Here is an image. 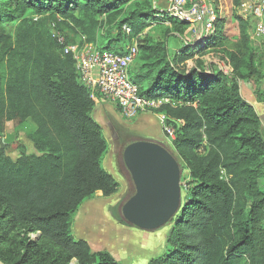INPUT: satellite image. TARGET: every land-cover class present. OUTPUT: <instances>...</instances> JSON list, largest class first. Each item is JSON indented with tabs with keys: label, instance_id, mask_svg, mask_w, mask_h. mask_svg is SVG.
Masks as SVG:
<instances>
[{
	"label": "trees",
	"instance_id": "trees-1",
	"mask_svg": "<svg viewBox=\"0 0 264 264\" xmlns=\"http://www.w3.org/2000/svg\"><path fill=\"white\" fill-rule=\"evenodd\" d=\"M222 1L212 0L217 27L209 38L172 57L166 40L145 33L130 71L142 94L164 99L155 111L175 125L173 145L193 184L170 221L167 252L149 264H264L262 117L237 75L230 80L221 70L206 72L199 56L195 65L187 63L223 46L237 74L253 67L249 22L237 13L241 0H225L224 11ZM156 13L151 0H0V59L7 64L5 84L0 80V135L5 121L30 118L37 127L29 139L39 151L23 150L13 159L0 147V232L25 228L22 250L0 247L5 264H120L72 231L85 200L98 191L111 196L120 184L104 166L109 143L92 116L95 98L51 25L70 43L119 53L153 21H169L176 32L191 25ZM233 19L239 33L231 38L226 30ZM9 23L13 34L3 30ZM122 40L124 48L112 47ZM35 231L38 239L29 236Z\"/></svg>",
	"mask_w": 264,
	"mask_h": 264
},
{
	"label": "rangeland",
	"instance_id": "rangeland-1",
	"mask_svg": "<svg viewBox=\"0 0 264 264\" xmlns=\"http://www.w3.org/2000/svg\"><path fill=\"white\" fill-rule=\"evenodd\" d=\"M151 1L153 3L154 0ZM224 1H222L223 11L228 6ZM247 1L241 0L237 13L249 22V46L255 56L253 67L237 74L223 46L208 48L204 55L197 53L187 63L191 66L195 65L199 56L200 62L203 64L202 67L206 72L227 71L230 80L234 75H237L244 97L256 105L262 117L261 132L264 137V37H260L258 40L252 39L258 18L253 14L243 12V5ZM161 2L163 3L162 6L166 8L171 0H161ZM229 22L231 24L227 25L229 28H227L226 34L231 38L237 37L239 33L237 20L233 19ZM3 30L7 34H13L15 25L9 23L5 25ZM175 30V27L169 21H166L158 24L154 23L145 32L149 33L148 37L156 42L166 40L172 57L185 45H196L205 38L204 34L200 33L194 24L188 25L183 32H176ZM209 37L207 35V38ZM108 40L109 38L104 41L101 39L100 43L103 42L101 46H105ZM126 44V40H122L119 43H113L112 47L121 46L124 48ZM136 63L137 59L134 65ZM6 79V60L0 59V80L3 85ZM95 101L92 116L101 125L103 134L109 143L104 165L108 171L111 169L114 171V177L120 186L118 191L111 196H104L102 191H98L85 200L75 213L72 231L75 238L88 241L92 251H108L120 264H149L153 259L167 252L168 235L173 223L169 222L158 229L144 231L126 221L122 213V207L135 193L136 189L131 174L125 165L123 151L126 145L138 139L155 141L166 146L178 159L182 167L185 162L176 151L173 145L174 137L169 131V129H174L175 132L176 128L174 124L167 121L163 123L155 111L128 119L123 117L117 108L112 107L100 95L95 97ZM36 127V124L30 118L24 123H18L16 120L5 121L4 130L0 135V147H3L13 159H16L23 150L28 154H38V149L29 139V134ZM181 183L182 203H184L188 198L189 189L193 185L189 169H183L182 167ZM259 184L264 189V177L259 180ZM24 229V225H19L2 230L0 232V247L11 248L15 251L22 250L25 243ZM29 236L32 239H38L39 233L36 231L30 232ZM70 264L78 263L74 259Z\"/></svg>",
	"mask_w": 264,
	"mask_h": 264
},
{
	"label": "built area",
	"instance_id": "built-area-1",
	"mask_svg": "<svg viewBox=\"0 0 264 264\" xmlns=\"http://www.w3.org/2000/svg\"><path fill=\"white\" fill-rule=\"evenodd\" d=\"M158 4L157 0L153 1L156 15L172 16L191 25L194 24L205 38L212 34L217 19V11L212 0H171L166 8H161ZM243 6L244 13L253 14L258 18L252 39L258 40L264 37V0H248ZM154 23L159 22L153 21L150 26ZM51 26L53 38L62 47L64 54L72 55L80 80L90 89L94 98L100 95L114 103L121 115L128 119L161 107L164 99L142 94L139 85L130 75L139 54L140 38L146 32L133 37L126 50L119 53L113 50H101L96 45L85 41L70 43L66 34L58 29L55 23ZM123 30L127 34L131 33L129 25H124ZM223 72L227 73V71ZM158 115L164 123L166 118L160 113ZM169 131L175 138L174 129Z\"/></svg>",
	"mask_w": 264,
	"mask_h": 264
},
{
	"label": "water",
	"instance_id": "water-1",
	"mask_svg": "<svg viewBox=\"0 0 264 264\" xmlns=\"http://www.w3.org/2000/svg\"><path fill=\"white\" fill-rule=\"evenodd\" d=\"M123 158L136 189L122 207L126 221L143 230L169 223L182 205L178 159L163 144L147 139L126 145Z\"/></svg>",
	"mask_w": 264,
	"mask_h": 264
},
{
	"label": "crops",
	"instance_id": "crops-1",
	"mask_svg": "<svg viewBox=\"0 0 264 264\" xmlns=\"http://www.w3.org/2000/svg\"><path fill=\"white\" fill-rule=\"evenodd\" d=\"M158 5L161 7V8H164L162 5H163V3L161 2V0H158ZM162 3V4H161ZM109 102V101H108ZM110 103V105L112 106V107H115V108H117V106L114 104V103H112V102H109ZM118 109V108H117ZM119 110V109H118ZM147 113H149V112H144V113H141V114H147ZM121 114V113H120ZM140 114V115H141ZM139 116V115H138ZM105 166V165H104ZM106 168V167H105ZM113 176H115L114 174V171L111 169L110 171H109ZM133 226H135V225H133ZM136 227V226H135ZM136 228H138V227H136ZM138 229H140V228H138ZM140 230H143V229H140ZM144 231H149V230H144Z\"/></svg>",
	"mask_w": 264,
	"mask_h": 264
}]
</instances>
